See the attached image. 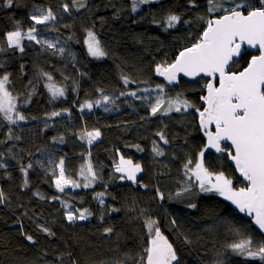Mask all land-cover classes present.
Segmentation results:
<instances>
[{
    "label": "trees",
    "instance_id": "trees-1",
    "mask_svg": "<svg viewBox=\"0 0 264 264\" xmlns=\"http://www.w3.org/2000/svg\"><path fill=\"white\" fill-rule=\"evenodd\" d=\"M62 2L17 0L19 6L0 9V37L6 30H11L15 20L21 21L27 28L30 23L27 16L34 4L51 7L60 13ZM87 2L90 5L88 9L73 11L70 16L63 14L62 20L58 16L56 31L41 33L42 36L53 39L59 36L62 42L67 41L65 46L71 55H53L46 46L28 41L24 42L30 45L26 46L24 53L12 51L0 55L5 62V68L0 72L6 70L12 73L11 87L14 94H19L18 107L27 117L26 122L18 125H8L0 120V141L7 139L9 127L14 137L7 143H0V152L4 153L8 165L7 170L0 169V190L9 197V203L0 205V264H60L57 259L60 255H63V264H71L73 259L78 264H115L117 260L136 264L144 233L140 209H147V214L159 221L161 231L176 248L181 264H217L218 260L223 264H260L259 261L234 255L227 248L236 238L234 229L247 232L254 242L264 238L251 223V217L214 194L175 197L184 179L182 165L185 154L190 152L195 156L203 143L194 117L184 114L185 119L178 113H172L171 118L149 117L145 102L120 95L124 91L154 88L157 83H164L155 76L153 68L157 62L171 60L179 49L190 46L202 30L203 24L198 23L195 17L204 14L203 0H198L201 4L199 13L187 9V0H162L145 6L135 14L131 12L130 0ZM169 11L191 19L192 23L164 31L153 23V19L160 21ZM85 29L96 33L107 53L104 58L95 59L88 55L84 45ZM69 36L71 40L67 39ZM21 65L24 66L23 73ZM41 70L51 73L58 84L65 86V97L51 100L44 88L46 81L39 76ZM123 75L135 83L126 88L121 78ZM29 81L35 86V92L30 103L25 105ZM168 88L172 89L173 96L182 91L193 103L198 106L201 103L200 86L195 83L181 81L180 85ZM98 89L115 100L113 109L108 112L94 106L91 111L85 109L80 112L79 106L85 100L94 102L101 99ZM137 95L146 94L137 91ZM64 109L71 115L63 114L53 121H46L47 114ZM46 122L50 125L48 128H45ZM85 125L89 130L99 128L102 133L91 148V158L102 182L93 188L66 189V194L58 193L49 174L51 167L47 163V155L51 153L56 160L65 157L66 167L75 177L88 150L87 144L76 135ZM161 129L166 132L170 144L164 146V157L154 159L152 140L158 139L154 133ZM17 136L19 140L15 139ZM59 136H63L64 141L53 143V138ZM135 144L141 145L143 151L130 146ZM117 149L125 158L143 166L144 171L138 180L147 184V189L126 180L124 184L125 181L118 179L119 174L113 173V159H118L115 155ZM218 155L214 151L206 153V163L213 168L223 167L227 174L234 175L230 162L218 160ZM38 160L43 163V168L37 165ZM29 162L33 164V169L29 171V187L22 190L19 167ZM123 185L126 188L121 195L117 194L118 187ZM156 187L165 194L162 202L154 198ZM37 191L45 197L44 200L34 195ZM99 191L106 192L103 208L93 199L94 193ZM169 194L172 199H168ZM52 196H61L75 207L88 208L93 216L87 221L69 224L63 217L60 202H50ZM189 202L196 203L197 209L186 207ZM111 206L121 211L108 215L107 209ZM133 208L135 211L129 210ZM25 212L27 216L23 215ZM102 212L105 213L103 222L100 220ZM172 219L177 222L175 227L170 223ZM36 223L45 224L55 236L40 233ZM20 224H23L24 231L36 238V245L23 238ZM107 226L114 228L113 235L103 234V228ZM185 237L190 243L184 242Z\"/></svg>",
    "mask_w": 264,
    "mask_h": 264
},
{
    "label": "snow or ice",
    "instance_id": "snow-or-ice-1",
    "mask_svg": "<svg viewBox=\"0 0 264 264\" xmlns=\"http://www.w3.org/2000/svg\"><path fill=\"white\" fill-rule=\"evenodd\" d=\"M159 2L160 0H130L131 12L135 14L140 11L141 6ZM17 6H19L17 0H0V9H12ZM59 7L60 13L51 7L45 8L34 4L27 16L30 21L27 28L21 21L15 20L11 30H6L0 37V55L12 51L24 53L26 46H30L25 45V41L46 46L47 49L52 50L53 55L57 53L61 56L66 53L71 55L65 46L67 41L62 42L59 36L47 39L42 37L41 33L56 31L58 16L62 20L63 14L70 16L73 11L80 12L82 9L90 8V5L87 0H63ZM200 8L201 4L198 0H187L189 11L199 13ZM203 8L204 14L195 17L198 23L203 24V28L190 46L179 49L173 59H165L155 64L153 72L155 76L161 77L164 83H157L154 88L138 89L137 91L146 94L143 96H138L137 91H124L120 95L145 102L149 109V117L171 118L172 113L193 116L203 143L195 156L190 152L185 154L182 165L184 179L175 192V197L179 198L185 194H214L229 202L240 213L251 217V223L264 237V0H203ZM153 23L168 31L181 24L189 25L192 20L169 11L160 21L154 18ZM67 39L71 40L72 37L69 36ZM84 45L92 58L101 59L107 55L96 33L91 29H85ZM23 67L21 65V73ZM4 68L5 62L0 59V69ZM11 76L12 73L6 70L0 72V120L7 122L8 125H18L26 122L27 117L18 107L19 94H14ZM39 76L46 81L44 88L50 94L51 100L65 97V86L58 84L51 73L41 70ZM121 78L126 88L129 84L135 83L127 75ZM182 78H187L188 81L200 86L199 106L189 100L182 91L176 92L174 96L171 95L172 89L168 86L180 85ZM64 79L67 80V77L65 76ZM142 83L148 82L142 81ZM28 84L29 91L24 99L25 105L30 103L31 96L35 92L32 81ZM97 91L101 92V99L94 102L85 100L79 106L80 112H84L85 109L91 111L94 106L115 104V100L104 94L103 90ZM104 110L111 111L110 108ZM63 114L71 115L67 109L52 111L47 114L46 121H53ZM184 118L187 119L186 116ZM49 126L46 122L45 128ZM76 135L82 143L87 144L88 150L87 154L83 155V162L75 177L67 169L65 157L56 160L51 153L47 155L52 183L56 191L61 194H66V189L73 191L80 188L89 189L102 182V177L91 158V148L102 135L100 129L89 130L85 125ZM154 135L158 139L152 140L153 158L164 157L166 155L164 146L169 145L170 140L163 129L156 131ZM12 139H14L12 128L9 127L7 139L0 143H7ZM15 139L19 140L20 137L17 136ZM63 141V136L52 140L53 143ZM187 143L188 141L185 140V144ZM130 146L137 151H143L139 144ZM209 151L219 154L218 160L230 162L234 175L227 174L223 167H210L205 160V155ZM8 152L11 153V148ZM115 155L118 159H113V173L119 174L118 179L130 181L132 184H138L140 188L147 189L148 185L138 180L139 174L144 171L143 166L131 158H125L119 149L116 150ZM175 158L176 155L173 153V159ZM36 163L39 167H44L39 160ZM7 167L4 153L0 152V169L7 170ZM32 169L31 162L26 165L20 164L22 190L29 187L28 177ZM8 178H11L10 174ZM34 195L41 200L45 199L38 191ZM105 195V191H99L93 196L102 208L105 204ZM154 198L161 202L166 198L159 187L155 188ZM172 198L169 194L168 199ZM49 199L50 202H60L63 217L69 224L87 221L93 216L90 209L75 207L61 196H52ZM7 203L9 197L0 190V205ZM186 207L197 209V204L189 202ZM129 210L135 211L134 208ZM119 211L120 208L111 206L107 209V214L111 215ZM147 213V209H140L144 233L136 264H181L176 248L168 236L161 231L159 221ZM23 215L27 216V213ZM104 215L103 212L100 215L101 222L104 220ZM170 223L175 227L177 222L172 219ZM36 227L45 236H55L45 224L36 223ZM19 230L28 243L37 244L36 238L24 231L23 224H20ZM233 231L236 238L227 245V248L234 255L244 257L245 260L264 264V238L254 242L247 232L239 229ZM103 234L113 235L114 228L104 227ZM184 242L190 243L187 237ZM68 255L70 256L71 253ZM57 259L63 264V255L58 256ZM71 264L78 262L73 259ZM115 264H126V261L117 260ZM217 264H223V261L218 260Z\"/></svg>",
    "mask_w": 264,
    "mask_h": 264
},
{
    "label": "rangeland",
    "instance_id": "rangeland-1",
    "mask_svg": "<svg viewBox=\"0 0 264 264\" xmlns=\"http://www.w3.org/2000/svg\"><path fill=\"white\" fill-rule=\"evenodd\" d=\"M160 1H162V0H160ZM151 5V4H150ZM145 6H147V5H143V6H141V8H140V11H142V9L145 7ZM139 11V12H140ZM42 37H44V38H47V39H53V38H51L50 36H42ZM105 108H110L111 110L113 109V104L112 103H109V104H107V105H101V110H103V111H105L104 109ZM109 112V111H108ZM210 152V151H209ZM140 175V174H139ZM139 177V176H138ZM123 188H126V186H120V187H118V191H117V194H119V195H121V193H122V190H123ZM234 207V206H233ZM243 214V213H242Z\"/></svg>",
    "mask_w": 264,
    "mask_h": 264
},
{
    "label": "water",
    "instance_id": "water-1",
    "mask_svg": "<svg viewBox=\"0 0 264 264\" xmlns=\"http://www.w3.org/2000/svg\"><path fill=\"white\" fill-rule=\"evenodd\" d=\"M161 78V77H160ZM161 80L163 81V79L161 78ZM181 81H184L186 83H195V82H192V81H188L187 78H182ZM164 82V81H163ZM126 183V181L124 182V184Z\"/></svg>",
    "mask_w": 264,
    "mask_h": 264
}]
</instances>
